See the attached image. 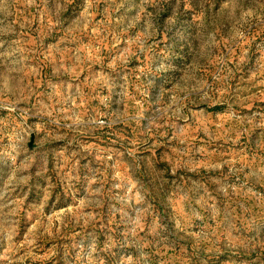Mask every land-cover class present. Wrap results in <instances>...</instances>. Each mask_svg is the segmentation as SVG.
Returning <instances> with one entry per match:
<instances>
[{"label":"rangeland","instance_id":"rangeland-1","mask_svg":"<svg viewBox=\"0 0 264 264\" xmlns=\"http://www.w3.org/2000/svg\"><path fill=\"white\" fill-rule=\"evenodd\" d=\"M0 264H264V0H0Z\"/></svg>","mask_w":264,"mask_h":264},{"label":"water","instance_id":"water-1","mask_svg":"<svg viewBox=\"0 0 264 264\" xmlns=\"http://www.w3.org/2000/svg\"><path fill=\"white\" fill-rule=\"evenodd\" d=\"M32 144V143H31Z\"/></svg>","mask_w":264,"mask_h":264}]
</instances>
